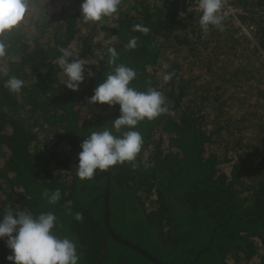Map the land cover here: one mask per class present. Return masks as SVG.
<instances>
[{"label":"trees","instance_id":"1","mask_svg":"<svg viewBox=\"0 0 264 264\" xmlns=\"http://www.w3.org/2000/svg\"><path fill=\"white\" fill-rule=\"evenodd\" d=\"M225 1L254 25L252 52L230 15L204 33L199 0H120L101 28L103 19L83 21L81 0H30L23 24L0 37L8 45L0 57V215L53 212V231L75 242L78 264H152L105 229L107 177L82 181L76 174L82 141L120 114L119 105L90 97L123 64L136 72L130 87L160 91L168 111L135 127L143 137L135 161L98 170L110 173L111 227L167 263L264 264V0ZM101 34L108 47L96 53ZM132 38L136 47L128 48ZM61 48L85 63L77 91L64 86ZM109 48L118 53L115 64ZM252 55L261 57L254 68ZM236 56L250 64L231 69L227 61ZM166 73H174L168 82ZM12 76L24 81L19 93L7 87ZM232 104L242 109L239 117ZM56 189L61 198L49 204L45 192ZM9 254L0 240V264H13Z\"/></svg>","mask_w":264,"mask_h":264},{"label":"clouds","instance_id":"2","mask_svg":"<svg viewBox=\"0 0 264 264\" xmlns=\"http://www.w3.org/2000/svg\"><path fill=\"white\" fill-rule=\"evenodd\" d=\"M119 4L120 0H81L80 15L85 23L101 21L116 13ZM222 7L223 0H199L198 8L202 13L199 23L204 33L208 32L209 26L222 27L225 18ZM30 10V0H0V37H6L12 30L19 28ZM134 30L149 32L148 27L141 25H135ZM136 44V39L132 38L127 47L135 48ZM7 47L5 39L0 38V57L6 55ZM60 52L62 55L57 58V63L66 77L64 86L77 91L85 80V63L82 59L73 58V52L67 48H61ZM109 53V63L115 64L118 53L115 48H109ZM173 75L164 74V81H170ZM88 76H94L90 69ZM135 77L134 69L118 64L95 87L90 103L119 105L120 114L110 122V126L91 131L80 144L76 165L80 180L93 179L99 174L98 170L107 171L117 164L135 161L143 145V137L135 127L145 119L151 121L168 111L165 97L160 91L153 88L138 91L130 87ZM6 83L10 92L19 93L24 81L12 76ZM124 129L127 130L122 131ZM120 132L121 135H116ZM45 196L49 204H57L61 192L59 189L50 194L46 191ZM75 219L81 221L82 214L76 213ZM56 222L57 217L53 212L33 215L27 211L9 210L0 215V240H4L10 250L7 261L13 264H78L75 242L53 231Z\"/></svg>","mask_w":264,"mask_h":264},{"label":"rangeland","instance_id":"3","mask_svg":"<svg viewBox=\"0 0 264 264\" xmlns=\"http://www.w3.org/2000/svg\"><path fill=\"white\" fill-rule=\"evenodd\" d=\"M237 11H238V13H239V9H236ZM103 19V21H101V23L99 24V26L102 24V25H106L107 24V22L104 20V18H102ZM233 25H234V27L236 28V31H237V35H239V33H238V29H237V26H238V22L236 21V20H234V22H233ZM237 25V26H236ZM100 28H101V26H100ZM102 34L101 35H99V39H100V41H99V43H98V46H97V49H98V51H96V53H100L101 51H103V48L106 50L107 49V43H105V40H104V38H102ZM241 36V35H240ZM242 36H244L245 38H246V41H244L243 42V45H247V47H246V49L249 51V52H252V45H255L256 44V42H255V40H254V37L252 36L251 38H249V37H246L245 35H242ZM257 56V55H256ZM256 56H253L252 55V57H251V66L254 64L255 66H257L258 64H259V62H260V60H261V57H259V56H257V60L255 59V57ZM239 57H241V59H239ZM236 56V59H230V60H228L227 61V63H229V64H227L228 65V67H230L231 69H234L236 66H239V65H243V64H245V63H247V65H248V63L250 64V62H248V59L246 58V57H244V56ZM165 67V62H162V63H159L158 65H157V71H158V73L159 74H162V72H163V68ZM253 67V66H252ZM254 68V67H253ZM197 69L198 68H196V69H194V71H192V73H195V71H197ZM249 73V71H246L245 72V74H244V76L243 77H245L247 74ZM237 94H239V95H244V93H238L237 92ZM236 94V95H237ZM250 103L253 105V106H255L254 108L256 109V110H258L257 109V106L255 105V99H254V97H252L251 98V100H250ZM233 106H234V104H232ZM232 106V107H233ZM241 111H242V109L240 110L239 108H238V105H235L233 108H230V112L233 114V115H235L236 117H239V114L241 113ZM247 135H254L255 134V137H254V140H255V138L257 137V135H258V132H255L254 130H252V129H250V130H247V133H246ZM258 138V137H257ZM251 141V144L250 145H252V144H254L255 143V141ZM220 150H222V149H220ZM228 168H229V165H223L222 166V169H224V170H228Z\"/></svg>","mask_w":264,"mask_h":264},{"label":"water","instance_id":"4","mask_svg":"<svg viewBox=\"0 0 264 264\" xmlns=\"http://www.w3.org/2000/svg\"><path fill=\"white\" fill-rule=\"evenodd\" d=\"M103 176L107 177L105 189L103 193L101 194L103 198V222H104V227L109 233V235L120 245H123L125 247L131 248L138 252L140 255L148 259L152 264H174V263H167L164 261H161L157 259L155 256H153L149 251L144 249L142 246H140L138 243H134L128 240L123 239L120 237L114 229L111 227L110 222H109V191H110V182H109V177L110 173L109 172H102L99 173L98 175H95L94 177L96 179H99Z\"/></svg>","mask_w":264,"mask_h":264},{"label":"built area","instance_id":"5","mask_svg":"<svg viewBox=\"0 0 264 264\" xmlns=\"http://www.w3.org/2000/svg\"><path fill=\"white\" fill-rule=\"evenodd\" d=\"M222 13L226 16H232V21L236 20L238 22V33L240 35H245L246 37L251 38L254 37L255 33V27L252 24H244L240 21L238 17V11L234 9L227 1L223 0V7H222Z\"/></svg>","mask_w":264,"mask_h":264},{"label":"flooded vegetation","instance_id":"6","mask_svg":"<svg viewBox=\"0 0 264 264\" xmlns=\"http://www.w3.org/2000/svg\"><path fill=\"white\" fill-rule=\"evenodd\" d=\"M158 242H162L161 240V238L160 237H157V238H155ZM157 258V257H156ZM158 259V258H157ZM160 260V259H159ZM169 263H172V262H169ZM188 264H191V263H188Z\"/></svg>","mask_w":264,"mask_h":264}]
</instances>
